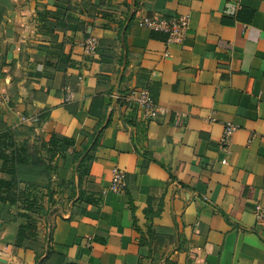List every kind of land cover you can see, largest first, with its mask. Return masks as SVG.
Returning <instances> with one entry per match:
<instances>
[{
  "label": "crops",
  "instance_id": "1",
  "mask_svg": "<svg viewBox=\"0 0 264 264\" xmlns=\"http://www.w3.org/2000/svg\"><path fill=\"white\" fill-rule=\"evenodd\" d=\"M104 10L113 20L82 14L81 0H0V96L9 97L0 132L65 136L84 173L80 182L74 173L71 192L54 186L38 224L44 249H15L22 221L0 212V258L264 264V0H113ZM46 11L66 15V29L49 19L46 33ZM181 15V44L142 24ZM89 25L94 58L82 48ZM144 89L164 116L147 119L126 99ZM227 123L236 130L225 152ZM116 168L126 174L121 194L110 190Z\"/></svg>",
  "mask_w": 264,
  "mask_h": 264
},
{
  "label": "trees",
  "instance_id": "2",
  "mask_svg": "<svg viewBox=\"0 0 264 264\" xmlns=\"http://www.w3.org/2000/svg\"><path fill=\"white\" fill-rule=\"evenodd\" d=\"M81 2L86 8L82 14L92 18L100 17L107 21L113 20L111 14L104 10L111 7L113 0H81ZM105 2L108 4L105 5ZM157 6L158 4L156 8ZM162 12L159 11L160 14ZM49 19L63 31L69 21L66 15L49 11L40 13L39 20L43 23L42 28L46 33L53 31V27L50 28L47 24ZM123 27L124 24H119L120 32ZM102 28L111 29L105 24ZM89 29H94V26L89 25L86 32ZM27 132L26 137L22 139L23 134L5 126L0 132V212L7 214L14 211L13 221H22L18 225L15 249L24 248L26 245H35L34 247L44 249V243L39 240L38 224L39 220L48 214L47 206L51 203L54 186L71 192L74 190L72 187L75 186L74 173L76 172L78 176V182L81 181L84 173L80 164L74 171L81 153L74 149L73 140L52 133L45 138L37 136L38 144L31 146L30 136H35V128H28ZM84 149H87V146L82 150ZM62 161L71 165L72 171L68 178L63 177L64 167L59 165ZM39 251H37L38 259L44 254V252L40 254ZM48 257L50 260L55 259V264H68L63 255L54 251H49Z\"/></svg>",
  "mask_w": 264,
  "mask_h": 264
},
{
  "label": "built area",
  "instance_id": "3",
  "mask_svg": "<svg viewBox=\"0 0 264 264\" xmlns=\"http://www.w3.org/2000/svg\"><path fill=\"white\" fill-rule=\"evenodd\" d=\"M142 24L149 30L161 31L167 34L168 44H181L186 38L189 27V16L181 15L177 18L164 20L158 16L145 17L142 19ZM87 36L82 43L83 54L86 58H94L97 55L99 48V38L94 34L93 29H89L86 32ZM72 93L68 94L64 98V102L68 103L72 99ZM126 99L133 105L142 110L147 119H153L159 116H164L167 113L165 108L159 107L152 100L148 90H135L130 93ZM9 97L7 95L0 96V104L8 103ZM36 121V120H34ZM236 130V127L227 123L224 126L223 136L221 138V147L225 152L229 151L232 136ZM126 188V174L121 169H115L112 173L110 190L113 193L121 194ZM259 220H264V212H259Z\"/></svg>",
  "mask_w": 264,
  "mask_h": 264
},
{
  "label": "rangeland",
  "instance_id": "4",
  "mask_svg": "<svg viewBox=\"0 0 264 264\" xmlns=\"http://www.w3.org/2000/svg\"><path fill=\"white\" fill-rule=\"evenodd\" d=\"M24 132H25L24 136L27 135V133H28L27 130H25ZM37 144H38V141H37L36 137L32 136L30 138V145L31 146H34V145L36 146ZM59 165H62L64 167V170H63L64 171V175H63V177L64 178H68L70 176V174H71V171H72L71 165L69 163H67V162L64 163L63 161L60 162Z\"/></svg>",
  "mask_w": 264,
  "mask_h": 264
},
{
  "label": "water",
  "instance_id": "5",
  "mask_svg": "<svg viewBox=\"0 0 264 264\" xmlns=\"http://www.w3.org/2000/svg\"><path fill=\"white\" fill-rule=\"evenodd\" d=\"M0 263H2V264H10L6 260H4L3 258H0Z\"/></svg>",
  "mask_w": 264,
  "mask_h": 264
}]
</instances>
